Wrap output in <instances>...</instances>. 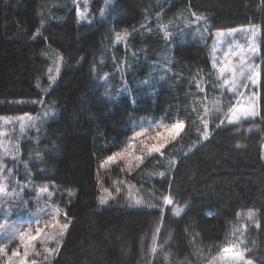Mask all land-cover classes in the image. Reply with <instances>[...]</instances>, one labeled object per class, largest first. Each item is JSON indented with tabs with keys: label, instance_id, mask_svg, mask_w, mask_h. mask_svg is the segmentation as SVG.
I'll return each mask as SVG.
<instances>
[{
	"label": "trees",
	"instance_id": "trees-1",
	"mask_svg": "<svg viewBox=\"0 0 264 264\" xmlns=\"http://www.w3.org/2000/svg\"><path fill=\"white\" fill-rule=\"evenodd\" d=\"M71 1L0 0V116L47 110L21 142L15 174L52 185L63 210L68 228L49 264H214L248 210L259 227L245 233V256L264 264V0H114L90 24L77 23ZM102 7L94 0L91 16ZM183 13L205 17V42H167L161 27ZM253 24L258 115L232 125L212 120L202 139V104L215 82L212 32ZM54 55L61 68L51 82ZM144 117L185 129L129 173L101 170ZM123 183L145 206L116 196ZM103 191L115 199L101 205Z\"/></svg>",
	"mask_w": 264,
	"mask_h": 264
},
{
	"label": "rangeland",
	"instance_id": "rangeland-1",
	"mask_svg": "<svg viewBox=\"0 0 264 264\" xmlns=\"http://www.w3.org/2000/svg\"><path fill=\"white\" fill-rule=\"evenodd\" d=\"M94 0H72L71 4L76 9V21L78 24H90L95 20H103L106 18L114 0H102L103 7L98 16H91V4ZM78 12L85 13V18L80 19ZM198 17L200 19H198ZM79 21V22H78ZM161 31L165 37V32L170 34V39L176 37L178 41H203L207 37V21L202 15H194L183 13L177 19L170 21L168 24L161 27ZM178 29L177 32L173 31ZM217 33L223 35L218 36ZM260 27L258 24L240 26L226 30H216L212 32V40L209 47V56L212 70L214 72L215 82L210 86L208 94L210 97H204L201 112V138H204L205 131L209 134V124L212 120H216L220 125H232L229 119L246 121L257 117L258 115V85H259V65H260ZM243 56L244 61L240 60ZM166 58V57H165ZM165 61V60H164ZM215 63V67L213 64ZM252 66L255 69L252 80L239 77L237 73V85L235 91H229L231 85L225 86L223 80L219 79L221 69H230L241 64ZM61 68V57L54 55L53 60L47 71L48 77L53 82ZM224 79L231 80L229 72L225 71ZM199 90L204 92V84H199ZM251 101V102H250ZM41 104L40 100L35 101ZM35 104L34 101H31ZM229 108L232 109L229 112ZM207 109V111H205ZM246 110H255L257 115L254 117L244 118L243 113ZM47 110H42L40 114L29 115L34 121L33 127H21L20 116H0L8 118V120L0 119V161L5 166V171L0 174V182L8 184L6 203L0 205V229L6 231L0 232V236H6L7 233L16 232L17 239L8 242L6 239L0 240V247L4 248V253H0V264H49L53 258L59 244L67 231L68 225L65 223L63 210L55 204L53 198L55 189L50 184H33L29 182H21L16 176L15 169L19 165L20 144L23 140L29 137L31 131L36 130L39 120L46 116ZM207 123L205 129L204 123ZM25 124L28 123L26 118ZM182 123V122H177ZM172 125L164 123L161 119L141 118L135 122L133 130L125 145L116 154V160L110 161L109 158L101 165V170H106L112 166H120L123 172H131L138 168L142 162L137 161L136 157H142V161L154 154H159L168 144L177 140L184 132L183 130L171 138L169 132L173 129ZM184 124V123H183ZM142 132L141 136H135L136 132ZM164 145L159 153L152 152L149 154L148 148ZM262 161L264 163V143L262 145ZM113 154V155H114ZM121 154L123 158H121ZM112 155V156H113ZM16 159L13 160L12 157ZM111 157V156H110ZM138 165V166H137ZM7 169H11V175H8ZM5 176L8 177L5 181ZM124 184V183H123ZM126 191L116 190V196H123L125 201L133 207L145 206V202L138 194V191L125 185ZM51 194V195H49ZM113 194L103 191L101 197H106L107 202L115 199ZM11 197V199H8ZM139 200L141 203L136 204ZM249 212L255 213L254 222H249L247 217ZM58 213V214H57ZM258 214L255 210H248L239 213L236 216V221L232 227V232L228 235L229 242L225 247L236 246V250L245 251V233L251 228H257ZM67 225V227H65ZM24 233V239L21 241L19 234ZM63 233L61 235L60 233ZM36 236V240L31 237ZM25 244L28 245L27 249ZM224 247V248H225ZM28 251L29 255L25 258L24 252ZM19 253L18 256H12V252ZM39 252L36 256L34 253ZM232 253L221 252L214 261V264H230L229 261L221 259L222 256H230ZM47 256V259H45ZM250 261V260H249ZM251 264H254L251 261Z\"/></svg>",
	"mask_w": 264,
	"mask_h": 264
},
{
	"label": "snow or ice",
	"instance_id": "snow-or-ice-1",
	"mask_svg": "<svg viewBox=\"0 0 264 264\" xmlns=\"http://www.w3.org/2000/svg\"><path fill=\"white\" fill-rule=\"evenodd\" d=\"M78 17L80 19H84L85 18V13L78 12ZM198 19H200V18L198 17ZM217 35L221 36L223 34L222 33H217ZM121 38L122 37L120 36V34H117V41H119ZM125 38H126V34H125ZM165 39H170V34L167 33V32H165ZM244 59L245 58L243 56L240 57L241 61H244ZM215 66L216 65L214 63L213 67H215ZM49 71H51V69H49ZM225 71L230 73V75L232 77L231 80L224 79L223 74H224ZM237 73L239 74V77L245 78L247 80H252L253 83H255V80L253 79V75L256 74L255 73V69L252 66H246L243 63L239 66L238 69L236 67H232L230 69H221L220 70V75H219L218 78L223 80V84L225 86L231 85V87L228 88L229 91H235V87L237 85ZM50 79H53V78L50 77ZM145 83H147V82H145ZM197 87H199V85H197ZM34 103H37V102L34 101ZM205 111H207V109H205ZM231 111H232V109L229 108V112H231ZM45 115H47V113ZM256 115H257V113H256L255 110H246L243 113V117L244 118L254 117ZM26 118L28 119V123L27 124L24 123ZM0 119H5V120H8V122H11L8 118L0 117ZM18 119L21 122V127L22 128L23 127H33L34 126V121L32 120V118L28 117V114H25V116L19 117ZM228 122L230 124H232V123H238L239 121L238 120L229 119ZM204 127H205V129L207 128V123L206 122L204 123ZM183 128H184V124L183 123H176L173 126V129L169 132V135L171 136V138L174 139L176 135H179V133L183 130ZM142 134H143L142 132L138 131V132L135 133V136H141ZM204 138L207 139V132L206 131L204 133ZM163 146L164 145L161 144L159 146L149 147L148 148V152H149V154H151L152 152L159 153ZM121 158H123L122 154H121ZM12 159L15 160L16 158L13 156ZM135 159L137 161L142 162V157H136ZM109 160L114 162L116 160V154H114L113 156L109 157ZM4 171H5V166H4L3 162L0 161V174H3ZM7 172H8V175L10 176L12 170L11 169H7ZM161 175H163V173H161ZM4 179H5V181H7L8 177L5 176ZM7 187H8L7 183L0 182V205L6 203V200L4 199V197L6 196ZM117 191H119V189H117ZM49 195H51V194H49ZM8 199H11V197H8ZM163 200H164V203L168 204V205L173 203L172 199L169 196H164ZM99 202H100L101 205H104V204L107 203V198L106 197H101ZM140 203L141 202L139 200L136 201L137 205H139ZM180 211H181V209H176V215H179ZM254 218H255V213L254 212H249L248 217H247L248 221L249 222H254ZM256 226L259 227L258 224ZM65 227H67V225H65ZM3 231H6V230L0 229V232H3ZM60 234L63 235L62 232ZM19 238L21 239V241H23V239H24V233L23 232H21L19 234ZM4 239H6L8 242H11V241L17 239V234H16V232H10V233H7L6 236H0V240H4ZM31 239L32 240H36L37 237L33 236V237H31ZM27 247H28V245L25 244V248L26 249H27ZM245 251H247V249H245ZM245 251L236 250V246L235 245H233L231 247H225V248L222 249V252L223 253L231 252L232 254L230 256H222L221 259L224 260V261H229L230 264H251V261H249L246 258V256H245ZM0 253H4V248L3 247H0ZM34 254L36 256L40 255L39 252H35ZM18 255H19V253L15 252V251L12 252V256H18ZM28 255H29V253L26 250L24 252V257L26 258ZM45 259H47V256H45ZM32 264H35V261H33Z\"/></svg>",
	"mask_w": 264,
	"mask_h": 264
}]
</instances>
